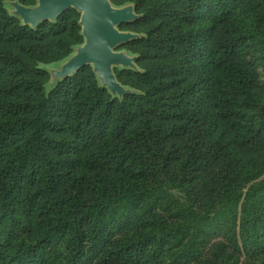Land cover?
Instances as JSON below:
<instances>
[{
  "label": "trees",
  "instance_id": "trees-1",
  "mask_svg": "<svg viewBox=\"0 0 264 264\" xmlns=\"http://www.w3.org/2000/svg\"><path fill=\"white\" fill-rule=\"evenodd\" d=\"M4 1L0 264H264V0H111L141 15L122 99L90 66L47 90L80 14Z\"/></svg>",
  "mask_w": 264,
  "mask_h": 264
},
{
  "label": "water",
  "instance_id": "water-1",
  "mask_svg": "<svg viewBox=\"0 0 264 264\" xmlns=\"http://www.w3.org/2000/svg\"><path fill=\"white\" fill-rule=\"evenodd\" d=\"M4 3L9 15L31 29H36L45 21L55 23L70 8L80 14L78 24L83 43L74 46L72 53L59 61L57 67L40 65L50 75L47 90H52L81 68L90 66L99 85L107 89L112 98L122 99L125 95L138 92L121 84L115 74V69L142 71L136 64L138 54L121 48L129 41L143 36L119 28L141 17L135 12L133 3L121 6L113 5L111 0H36L33 5H23L19 0H5Z\"/></svg>",
  "mask_w": 264,
  "mask_h": 264
},
{
  "label": "rangeland",
  "instance_id": "rangeland-1",
  "mask_svg": "<svg viewBox=\"0 0 264 264\" xmlns=\"http://www.w3.org/2000/svg\"><path fill=\"white\" fill-rule=\"evenodd\" d=\"M47 66H49L51 68L57 67L58 66V62L49 63V64H47Z\"/></svg>",
  "mask_w": 264,
  "mask_h": 264
}]
</instances>
